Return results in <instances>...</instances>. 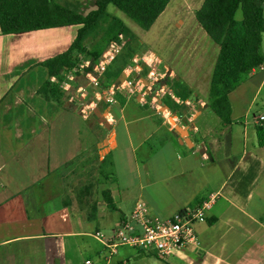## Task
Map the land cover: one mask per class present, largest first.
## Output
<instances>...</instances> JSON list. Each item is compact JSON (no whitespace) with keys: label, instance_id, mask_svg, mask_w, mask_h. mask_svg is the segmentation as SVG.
Wrapping results in <instances>:
<instances>
[{"label":"crops","instance_id":"obj_1","mask_svg":"<svg viewBox=\"0 0 264 264\" xmlns=\"http://www.w3.org/2000/svg\"><path fill=\"white\" fill-rule=\"evenodd\" d=\"M94 1L58 4L84 15L94 9ZM78 26L0 34V264H93L90 254L99 264H108L110 258L113 264H140L142 260L134 261L141 258L137 249L118 254L116 248L126 245L105 256L103 240L95 235L106 238L100 227L110 236L137 200L145 201L151 214L168 217L199 206L210 194L215 198L204 220L194 224L198 249H178L161 261L264 264V144L258 145L255 136L256 125L264 128V118L258 120L264 109L252 113L251 120L247 117L264 84V56L228 92L227 122L207 107L208 84L201 95L203 89L158 57L166 75L177 76L188 96L181 100L169 89L175 99L168 97V109L161 107L168 95L158 98L161 104L152 102L145 91L157 86L149 79L153 67L145 74L147 85L137 77L142 91L116 92L114 101L102 102L104 111H98L109 125L104 128L94 115H81L76 100H69L75 87L84 84L80 74L69 82L75 72L60 73L59 88L70 89L67 95L40 89L48 77L38 62L64 51ZM85 37L82 45L89 51ZM211 42L217 53L218 45ZM104 50H95L96 58ZM48 80L56 82L55 77ZM167 86L165 81L162 89ZM260 103L264 108V98ZM208 112L214 118L208 119ZM174 124L189 128L188 142L173 132ZM218 168L219 179L207 184ZM103 191H108L112 209ZM87 237L99 246L90 245Z\"/></svg>","mask_w":264,"mask_h":264},{"label":"trees","instance_id":"obj_2","mask_svg":"<svg viewBox=\"0 0 264 264\" xmlns=\"http://www.w3.org/2000/svg\"><path fill=\"white\" fill-rule=\"evenodd\" d=\"M167 2L168 0H95L94 9L81 15L53 0H0V34L67 24L79 25L70 45L64 51L38 62L48 78L57 79L54 84L48 78L44 80L41 91L52 96L56 93L67 95L70 89L59 88L63 78L60 73L69 72L83 57H87L88 61L85 70L90 69L98 52L86 51L82 40L93 29L98 18L105 15L107 4H112L141 29H147ZM263 2L264 0H202L194 11L198 25L218 45L208 83L207 107L223 122L228 121V92L238 84L244 73L263 62L260 50L261 33L264 30ZM109 32V39H115L118 33L130 35L125 25L117 18H112ZM107 69L108 67L103 72L101 82L118 74L107 72ZM76 75L79 76L75 72L73 76ZM167 85L181 100L188 96L185 87L179 82L172 83V86L167 82ZM164 104L170 105L168 97ZM255 136L256 143L263 145L264 128L260 125L255 126ZM102 195L106 206L112 209L108 191H103Z\"/></svg>","mask_w":264,"mask_h":264},{"label":"rangeland","instance_id":"obj_3","mask_svg":"<svg viewBox=\"0 0 264 264\" xmlns=\"http://www.w3.org/2000/svg\"><path fill=\"white\" fill-rule=\"evenodd\" d=\"M53 1L59 3V0ZM71 1L74 3L79 2V0ZM201 2L202 0H168L162 12L156 17L153 25H151V27L147 30L139 28L132 20L126 17L112 4H107L105 7V15L98 18L93 29L86 34L84 44L89 51L106 49L110 41L117 40L108 38V36H110L109 26L112 22V18L121 19L129 28L131 33L129 32L130 35H122L123 45L119 50V53L108 65L107 72L109 71L111 73H118V71H123L124 74H126V72L130 70V78L135 79L138 76H142L144 79H148L145 74L154 67L153 72L149 74V78L156 77V87L163 85L165 81L168 82L171 86L174 82H179L180 84H182L177 76L168 77L166 75L161 61L158 60V57H160L163 62H166L170 67L178 70L183 76H185L186 80H188L190 83L192 82V86H194L196 89H203L202 93L200 92L201 95L205 94L208 84L206 78L207 75L209 76L210 74L211 67L215 59L216 47L212 44L211 39H209V37L204 33V31L198 25L194 18L193 13L200 6ZM261 39L260 50L262 55L264 56V30L261 33ZM152 52H154L157 56L155 54H152L150 56V53ZM144 55L148 56V58L150 57L153 60V63L149 61L150 59L147 58L145 59V61H143L142 57ZM154 57L156 58L154 59ZM146 62H148V65ZM135 64L139 66L140 69L137 68V66L135 69L133 67ZM65 74L66 72H64V75ZM157 74H160V77ZM71 77H73L72 73L68 80L69 82L72 79ZM110 80L111 79L108 80L105 78L102 80L101 84L105 86ZM166 88L167 91H170L169 89L171 87L167 86ZM134 92L135 91H133L132 95L134 94ZM263 98L264 84L258 92V97L254 99V103L252 104L248 115L246 113L249 120L252 119V113L257 114L260 110L264 109L262 106L263 103H260V100ZM170 102L172 104V100L169 101V103ZM104 104L102 102H97V105H95L94 107H97L100 111H104ZM89 115L91 117L93 116V114ZM207 115L208 119L214 118V115L211 112H208ZM169 119L172 118H168L169 125L173 124L174 121L172 120V122H169ZM58 131L61 130L58 129ZM226 167L227 165L225 164L224 168L226 169ZM218 169L219 170H216L215 172L214 180L209 179L207 184H213V182L219 179V177L221 176V168ZM101 172L102 174L106 172V163L101 165ZM111 224L113 223L111 220H109L108 225ZM99 230L104 237L108 236L109 232L106 227H100ZM87 239L90 245L94 247L99 246L97 241L93 238L87 237ZM104 248V255L112 256L113 252H110L109 248L106 246ZM130 248L126 246H118L116 250L118 251V254L130 252L134 253L133 250H136V248ZM190 249L192 250L193 248ZM137 251L139 252L141 258L134 261L140 262L142 260V263L144 264H148V262L151 264H164V262L161 261L160 257H155L151 249L143 252H141L140 250ZM87 255L89 254L87 253ZM90 257L93 264H99L101 262V260L98 261L97 256L93 254H90ZM110 260L108 264H113L112 262H110ZM128 261L132 263L133 258H129Z\"/></svg>","mask_w":264,"mask_h":264},{"label":"built area","instance_id":"obj_4","mask_svg":"<svg viewBox=\"0 0 264 264\" xmlns=\"http://www.w3.org/2000/svg\"><path fill=\"white\" fill-rule=\"evenodd\" d=\"M115 39L117 40L110 41L101 55L92 61L89 70H85L88 66L87 60L79 61L69 70L70 73L80 74L84 80V84L76 86L69 96V100L78 102V111L84 117L91 113L97 102L108 104L114 101L113 96L116 92L125 91L130 94L133 91H142L144 87L140 79L130 78V70L126 72L124 80L119 83L113 81L105 86L101 84L100 79L103 72L123 45L121 35H117ZM157 75L160 77V74ZM66 76H69V74ZM149 79L156 82V77ZM162 87L163 85L148 88L152 102L156 103V100L164 95L173 98L170 92L162 89ZM263 118V115L258 116V120ZM214 198L215 196L210 194L199 206L191 210L174 212L168 217L151 214L146 202L137 200L128 217L120 221L110 236L103 238L98 232L95 235L96 238L102 239L104 246L108 247L110 252L113 253L117 245H126L140 251L151 249L154 255L166 259L178 249L189 247L196 250L199 247V241L193 225L204 220V211L211 206Z\"/></svg>","mask_w":264,"mask_h":264},{"label":"water","instance_id":"obj_5","mask_svg":"<svg viewBox=\"0 0 264 264\" xmlns=\"http://www.w3.org/2000/svg\"><path fill=\"white\" fill-rule=\"evenodd\" d=\"M124 78H125V74H124V72H123V71H120V72H119V76H118V78H116L114 81H115L116 83H119V82L123 81ZM143 80H144V84L147 85V84H148V81L145 80V79H143ZM145 92H146V93H149L148 89H147V91H145ZM157 103H158V104H161L162 102H161L160 99H157ZM161 107L164 108V109H168V107H167L165 104H163ZM92 114L97 118L98 122H99L104 128H109V125H108L106 119L104 118L103 113H102V112H99L98 109H97L96 107H93V108H92ZM188 130H189V128H187V127H186V128H181V127H180L179 125H177V124H174V126H173V132H174L176 135L180 136V137L182 138V140H183L185 143L188 142V137H187Z\"/></svg>","mask_w":264,"mask_h":264}]
</instances>
